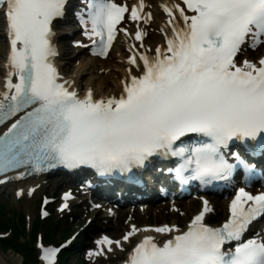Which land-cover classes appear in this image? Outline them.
Wrapping results in <instances>:
<instances>
[{"label":"snow or ice","instance_id":"1","mask_svg":"<svg viewBox=\"0 0 264 264\" xmlns=\"http://www.w3.org/2000/svg\"><path fill=\"white\" fill-rule=\"evenodd\" d=\"M80 4L77 19L99 56L107 57L117 31L128 35L117 27L126 13L135 22L152 19L144 0L131 9L115 0ZM69 7V0H0L10 42L0 124L18 116L0 134V173L29 166L40 171L46 165L84 166L104 174L131 171L152 157L171 155L183 161L176 170L179 179L210 183L228 179L238 167L249 169L239 152L232 153L234 164L228 162L222 149L230 143L264 155V57L255 63L238 60L245 47L264 45V0L162 5L171 30L165 34L167 47H157L154 56L130 57L128 64L139 74L129 70L121 95L107 99H95L91 90L80 97L65 87L66 81L59 82L54 21L66 17ZM145 35L142 29L135 31L141 47ZM193 136L199 139L185 143ZM210 211L205 200L183 232L174 226L143 229L176 234L162 245L146 236L128 264H264V240H242L252 222L264 217V192L252 195L240 188L222 227L204 223ZM136 232L133 226L123 240ZM232 241L238 243L224 251ZM114 243L122 247L107 237L97 241L109 252ZM58 251L44 249L42 259L55 264Z\"/></svg>","mask_w":264,"mask_h":264},{"label":"rangeland","instance_id":"2","mask_svg":"<svg viewBox=\"0 0 264 264\" xmlns=\"http://www.w3.org/2000/svg\"><path fill=\"white\" fill-rule=\"evenodd\" d=\"M61 32L62 30L60 29L58 34ZM66 38V36L60 38L57 45L65 51L63 54L64 58H66L64 62L66 60H72V58L69 57L71 56V52L76 49L69 44V39ZM3 42L5 43V40H3ZM71 65L72 64L70 63L62 65L63 77L69 78L75 74V69L72 68ZM14 188L15 187H11L0 190V240L11 239V230H13V227L15 228L17 226L19 230H22V235L17 237V241L20 244H28L33 250L35 257V263L28 264H46L42 259L44 249L59 250L56 255L55 264H121L124 262L126 252L128 251L127 248L121 252V248H117L115 245V248H113L111 252H105L102 250V255L89 256L90 252L95 253L98 251L91 249L87 242L91 240L90 238H97L102 235L108 236L113 239V241L121 242L122 237L130 232L129 222L136 219L135 217L127 221L120 222L112 220L108 224H104L103 222L102 224L100 223L98 213L95 214L91 210L78 208L79 206L77 207L75 203L67 204V206L63 207L61 206L58 197H54L53 194L59 193L65 188L59 186L55 180V182L44 187V190H46V195L44 197L50 201V204L46 208L48 217L45 221L41 222L39 220L40 201L44 197L37 194L33 204L25 205L16 198L17 192ZM79 188L80 187L77 189ZM10 189H12L11 191L13 192V195L12 198L8 200L6 192ZM67 194H70L73 199L77 197L76 192L72 189H69ZM216 214L217 215L215 216L209 217L207 220L208 224L213 223L217 226L221 220H223L221 210L216 211ZM155 215L156 212H153L141 217L142 219L144 217H149V220L145 219L141 225H146L147 227H159L166 223L170 224L172 219H176L177 221H180L178 228L182 231L186 229L185 227L188 222H190L191 218L188 216V218L184 219L179 215H177V217H170L169 213L163 211L160 213V216H158L160 218L152 219ZM2 219L4 222L1 224ZM113 223H116L117 225L124 224V226L121 229H113ZM135 240H137L136 236L131 240L133 244L136 242ZM124 245H126V243H124ZM0 258L9 262L11 261V264H23V259L18 254L9 250H2L1 248Z\"/></svg>","mask_w":264,"mask_h":264},{"label":"bare ground","instance_id":"3","mask_svg":"<svg viewBox=\"0 0 264 264\" xmlns=\"http://www.w3.org/2000/svg\"><path fill=\"white\" fill-rule=\"evenodd\" d=\"M145 1L147 3V10L145 12L152 14V19L149 22L148 27L146 28L143 24L139 22L129 24L124 21V27L122 28L127 31L128 35H125L124 32L120 33V35L112 44L113 46L109 50L107 57L103 61H99L96 59L91 60L85 57L86 48L79 46L83 44L81 43L79 35H77V32H75L72 34L73 37L70 38L68 42L70 45L73 43H78V47L71 52V56L69 58H72V60H66L64 62V60L66 59L63 56L65 51L57 46L58 44L56 41L58 36L55 33V35L53 36V44L56 48L60 61V83H64L66 81L67 83L65 84V87H69V90L76 91L78 96L80 97H84L85 94L89 90H91L95 99H107L110 97L118 98L123 91V83L129 80V70H131L133 74H139L138 70L134 66L128 64V59L132 57L135 53H145L149 56H154L155 49L157 47H167L165 34L168 33L170 35L171 30L167 26L168 17L164 14L161 9V5L163 3H166L167 0ZM138 28L142 29L146 33V35L144 36L142 47L140 42L135 40V31ZM0 34V90H4V84L6 82L7 74L9 71V68L7 67V57L9 49L8 43L6 41L7 29L3 18H0ZM3 40H5V43L3 42ZM259 49L262 50L264 53V45L261 46ZM255 54L256 53L251 54L250 52L243 53L240 57H238V60L242 62L243 60L247 59L255 63ZM250 55L252 56L250 57ZM69 63L72 64L71 67L75 69V74L72 75V77L65 78L62 76V65H67ZM13 81L16 82L15 77H13ZM154 176V173L144 174L143 182L145 187H151ZM56 179V176H49L39 180L38 182L35 181L33 183H17L13 186L15 187L14 190H16L17 192L16 198L19 199V201H21L25 205L33 204L36 198V194L38 193L42 197H44L46 195V190H44V187L52 182H55ZM3 189L5 188L0 187V190ZM11 190L12 189L6 192V197L8 200H10L13 195V192ZM80 204L83 203L81 202ZM189 211H185L181 216L186 218L188 216ZM158 216H160V213H157L152 219L160 218ZM135 218L136 219H134V221L129 224V227L131 232L133 226H135L137 232L130 236L128 244H121V252H123L126 248L131 247V244L133 243L131 240H133L134 236H136L140 240L145 236H151L153 233V231H143V229L147 228V226L141 225V223L144 222L145 219L149 220V217H144L142 219L141 217L137 216ZM179 223L180 221L172 219L170 225L167 226H174L175 228H178ZM123 226L124 224L117 225L116 223H113L112 228L121 229ZM175 234V232L168 233L169 237L174 236ZM163 235H167V233H164ZM160 237H162V235H157L155 239H158ZM113 248H115V244L112 245V249ZM101 250L107 252V248H103ZM10 262L0 258V264H11Z\"/></svg>","mask_w":264,"mask_h":264},{"label":"trees","instance_id":"4","mask_svg":"<svg viewBox=\"0 0 264 264\" xmlns=\"http://www.w3.org/2000/svg\"><path fill=\"white\" fill-rule=\"evenodd\" d=\"M3 219L1 220V224L3 223ZM21 224V222L19 221ZM23 226V224H22ZM12 227V226H10ZM12 233V238L11 239H5V240H0V248L3 250H9L13 253L18 254L20 257L23 259V264H28V263H35V257H34V252L31 249V247L28 244H20L17 240L19 236L22 235V230H19L18 227L16 226L15 228L13 227V230H11Z\"/></svg>","mask_w":264,"mask_h":264}]
</instances>
